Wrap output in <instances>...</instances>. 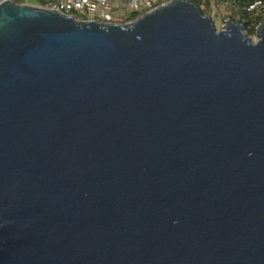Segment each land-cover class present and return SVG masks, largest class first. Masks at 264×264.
<instances>
[{
  "label": "water",
  "instance_id": "water-1",
  "mask_svg": "<svg viewBox=\"0 0 264 264\" xmlns=\"http://www.w3.org/2000/svg\"><path fill=\"white\" fill-rule=\"evenodd\" d=\"M190 0L125 24L0 4V264H264V25Z\"/></svg>",
  "mask_w": 264,
  "mask_h": 264
},
{
  "label": "built area",
  "instance_id": "built-area-1",
  "mask_svg": "<svg viewBox=\"0 0 264 264\" xmlns=\"http://www.w3.org/2000/svg\"><path fill=\"white\" fill-rule=\"evenodd\" d=\"M5 0H0V4ZM13 1V0H11ZM18 5L56 10L79 21L125 24L169 3L172 0H17ZM201 3L206 0H200ZM14 2V1H13ZM130 13L131 19L119 15ZM117 14V16H115Z\"/></svg>",
  "mask_w": 264,
  "mask_h": 264
},
{
  "label": "trees",
  "instance_id": "trees-1",
  "mask_svg": "<svg viewBox=\"0 0 264 264\" xmlns=\"http://www.w3.org/2000/svg\"><path fill=\"white\" fill-rule=\"evenodd\" d=\"M18 4L17 0H13ZM203 13L211 17L215 8H222L228 20L245 25L244 32L251 38L257 36V30L264 25V0H190Z\"/></svg>",
  "mask_w": 264,
  "mask_h": 264
},
{
  "label": "rangeland",
  "instance_id": "rangeland-1",
  "mask_svg": "<svg viewBox=\"0 0 264 264\" xmlns=\"http://www.w3.org/2000/svg\"><path fill=\"white\" fill-rule=\"evenodd\" d=\"M115 16H117V14H115ZM119 16L126 20L131 19L133 17V15L130 13H125L124 15H119ZM210 18L213 21L215 28L218 32L224 29L228 21L226 14L222 8H215V14H212ZM251 39L253 43H256L258 41L257 36Z\"/></svg>",
  "mask_w": 264,
  "mask_h": 264
}]
</instances>
